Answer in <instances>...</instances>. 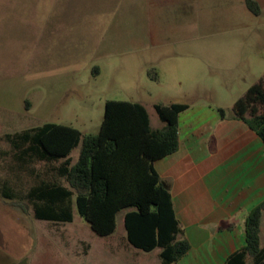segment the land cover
I'll return each mask as SVG.
<instances>
[{
	"label": "rangeland",
	"instance_id": "obj_1",
	"mask_svg": "<svg viewBox=\"0 0 264 264\" xmlns=\"http://www.w3.org/2000/svg\"><path fill=\"white\" fill-rule=\"evenodd\" d=\"M199 1L186 19L171 17L173 0H0V150L5 135L46 123L96 134L108 100L141 104L152 129L163 126L155 105L230 114L264 83V0L259 15L244 0ZM7 160L0 183L27 187ZM125 211L98 236L75 207L72 222L54 224L0 202V264H161L159 248L127 243Z\"/></svg>",
	"mask_w": 264,
	"mask_h": 264
},
{
	"label": "trees",
	"instance_id": "obj_2",
	"mask_svg": "<svg viewBox=\"0 0 264 264\" xmlns=\"http://www.w3.org/2000/svg\"><path fill=\"white\" fill-rule=\"evenodd\" d=\"M254 15L260 9L245 0ZM149 73V72H148ZM185 104L155 105L162 128L150 127L145 108L135 102L108 100L96 134L82 136L69 126L46 123L40 127L4 136L8 150L0 160L9 161L15 179L27 177L29 185L0 183V198L38 221L70 223L73 207L98 236L116 228L123 210L127 243L150 252L160 249L161 264H175L190 249L173 211L168 186L153 168L156 160L178 150V116ZM235 119L243 121L264 143V83L260 79L232 107ZM221 116L223 110L218 109ZM79 147L72 162L70 153ZM42 165V169L37 167ZM264 202L246 216L245 245L230 254L224 264H264L260 222Z\"/></svg>",
	"mask_w": 264,
	"mask_h": 264
},
{
	"label": "crops",
	"instance_id": "obj_3",
	"mask_svg": "<svg viewBox=\"0 0 264 264\" xmlns=\"http://www.w3.org/2000/svg\"><path fill=\"white\" fill-rule=\"evenodd\" d=\"M197 2L173 0L171 17H192ZM177 130L178 150L153 163L190 245L175 264H224L245 245L246 216L264 202V143L233 111L221 116L204 106L180 113ZM263 223L264 211L261 246Z\"/></svg>",
	"mask_w": 264,
	"mask_h": 264
}]
</instances>
